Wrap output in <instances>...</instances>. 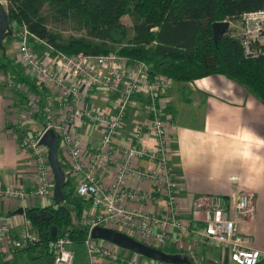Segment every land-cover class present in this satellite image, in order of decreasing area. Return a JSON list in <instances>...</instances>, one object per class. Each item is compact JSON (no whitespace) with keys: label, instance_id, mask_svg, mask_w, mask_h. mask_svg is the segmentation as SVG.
<instances>
[{"label":"built area","instance_id":"built-area-1","mask_svg":"<svg viewBox=\"0 0 264 264\" xmlns=\"http://www.w3.org/2000/svg\"><path fill=\"white\" fill-rule=\"evenodd\" d=\"M231 20L226 21L228 25ZM234 20L238 22L237 37L243 56L264 57V8L243 11ZM15 26L12 22L10 28ZM16 28L19 29L13 44L15 61L42 86L57 92L61 97L57 103L60 112L46 104L41 132L34 137L24 136L19 142L20 149L32 160L33 188L0 187V198L24 204L32 199L53 197L46 149L38 142L40 135L51 129L57 138L60 166L70 179L74 194L86 204L80 224L85 228L81 246L88 264H147L141 255L135 258L133 252H118L112 248L114 244L92 238L94 226L120 231L152 247L163 248L167 241L177 247L182 243L216 244L228 251L231 263L256 264L259 250L247 246L249 238L239 235L237 230V218L251 212L252 199L248 194L240 192L228 202L220 195H205L198 212H192L194 220L183 221L179 216L169 165V134L173 124L163 113L169 103L166 76L152 75L144 62L113 53L68 55L53 51L24 24ZM31 40L52 51L50 62L38 56ZM6 84L10 86L11 82ZM95 87L116 93L111 105H86V100L95 97ZM26 98L29 108L24 117L31 116L38 103L35 95L26 94ZM138 101H142V108L136 107ZM128 111L132 112V125L124 139H120ZM139 112L144 115L139 117ZM78 123L99 132V145L89 158L83 156L73 129ZM138 160H145L147 166L140 167ZM99 172H108L110 180L104 182ZM138 184L143 185L140 188ZM157 199L163 201L164 209L159 213L148 211L147 205ZM0 239L3 244L0 253L11 256L38 240L27 221L18 234H12L9 226L0 222ZM71 247L69 237L56 238L52 243L51 264H72Z\"/></svg>","mask_w":264,"mask_h":264},{"label":"crops","instance_id":"crops-1","mask_svg":"<svg viewBox=\"0 0 264 264\" xmlns=\"http://www.w3.org/2000/svg\"><path fill=\"white\" fill-rule=\"evenodd\" d=\"M232 35L237 36V33ZM31 45L38 48L35 51L39 57L51 61L52 51L44 44L31 40ZM27 76L30 77L27 72L26 75L22 72L15 75L5 72V67L0 69L1 188H33L32 160L20 149L19 142L24 136L34 137L41 132L46 104L60 112L57 103L61 97L57 92L42 89L43 86L32 76L31 79ZM27 80H33L34 88ZM7 81L11 82L10 86ZM34 91L37 92L34 94ZM94 93L93 99L86 100L87 106H109L116 97L115 92L101 87H95ZM166 93L169 103L163 113L173 124L169 134V165L180 218L194 220L192 212H198L205 195H220L228 202L244 192L252 199V208L250 213L237 218L238 234L247 236L246 245L259 250V258H264V105L242 85L220 74L186 82L168 79ZM26 94L37 96L38 103L32 115L24 117L29 108ZM142 104L138 101L136 107L142 108ZM138 115L142 117L144 114L139 112ZM131 117L132 112L128 111L120 139H124L130 130ZM73 129L83 156L89 158L99 145L98 130L85 123H78ZM146 164L145 160L137 161L140 167H146ZM99 176L104 182L110 180L108 172H99ZM45 199H32L21 204L0 198V222L7 224L12 234H18L26 225L23 209L40 206ZM163 209L164 203L158 199L147 205V210L153 213ZM171 236H174L173 232ZM2 245L0 239V249ZM208 246L215 248L207 249ZM162 251L179 255L188 264H191L192 256L203 264H233L228 259V251L216 244L182 243L177 247L167 241ZM21 254L11 256L1 252L0 264H22Z\"/></svg>","mask_w":264,"mask_h":264},{"label":"trees","instance_id":"trees-1","mask_svg":"<svg viewBox=\"0 0 264 264\" xmlns=\"http://www.w3.org/2000/svg\"><path fill=\"white\" fill-rule=\"evenodd\" d=\"M9 27L15 22L43 40L53 51L72 55L113 53L144 62L150 74L186 82L220 74L242 85L264 105V57L242 54L238 37L226 29L212 40L211 24L236 19L243 11L264 8V0H5ZM132 14V33L120 18ZM71 25L76 35L48 28V20ZM13 27V28H15ZM13 34V33H12ZM5 67L0 63V69ZM26 81V80H24ZM29 86L34 83L27 80ZM42 89L44 88L41 87ZM59 161V159H58ZM60 162V161H59ZM65 173L64 168L61 166ZM63 201L25 207L24 217L37 235L34 244L16 250L29 259L52 255V243L67 236L81 246L85 228L80 217L86 204L74 194L67 174ZM38 248V255L32 252ZM162 251V248L155 247ZM256 264H264L259 258Z\"/></svg>","mask_w":264,"mask_h":264},{"label":"water","instance_id":"water-1","mask_svg":"<svg viewBox=\"0 0 264 264\" xmlns=\"http://www.w3.org/2000/svg\"><path fill=\"white\" fill-rule=\"evenodd\" d=\"M228 27V22L217 21L211 24L212 40L215 43L217 39L221 37L224 31ZM12 35V29L9 27L7 22L6 10L0 2V47H2V39L4 36ZM39 144L46 149V160L49 165L52 175V194L53 199L57 202L63 201L64 194L62 186L64 183V172L60 166L57 157V138L55 133L51 129H46L39 137ZM21 212V209L18 210ZM90 236L92 238L101 239L114 244L122 249H126L130 252L141 255L147 259L154 261H160L170 264H188L184 258H181L176 254H167L163 251L145 245L141 242L134 240L120 231H116L110 228H104L94 226L91 229ZM52 256L48 255L44 258V264H51Z\"/></svg>","mask_w":264,"mask_h":264},{"label":"rangeland","instance_id":"rangeland-1","mask_svg":"<svg viewBox=\"0 0 264 264\" xmlns=\"http://www.w3.org/2000/svg\"><path fill=\"white\" fill-rule=\"evenodd\" d=\"M1 4L3 5L4 9L6 10V2L5 0H0ZM121 23L125 25V27L128 29V33L131 34L132 33V26L133 24L136 22V18L132 15V14H125L123 15L121 18ZM48 28L50 30H54L59 32L61 35L66 36V35H76L77 32L76 30L72 29L71 25L66 24L65 22H54L51 19L48 20ZM228 29H230V33L231 34H236L238 32V22L234 19L231 20L230 24L227 27ZM18 29L19 28H12V35L10 36H4L2 39V47H0V62L5 64V72H12L13 74H17L19 73H23L24 75H26V71L23 70V65L17 63L14 59H15V51H14V42L17 40V36H18ZM33 50H38V48H36V46L32 47ZM37 52V51H35ZM28 77V76H27ZM29 79H31L30 77H28ZM33 81V80H31ZM35 81V80H34ZM36 82V81H35ZM37 83V82H36ZM41 85V84H40ZM37 91H34V94ZM39 96V95H38ZM52 203L51 199H45L43 200V202L41 203V207L48 205ZM104 244H109L108 242H104ZM112 248L118 252L121 253H130V251L125 250V249H121L118 246L113 245ZM207 249L210 248H215V247H211L208 246L206 247ZM205 248V249H206ZM38 248L35 249V251L32 252L33 256H37L38 253ZM72 253H73V264H88L87 263V259H86V255L84 252V249L82 246H72L71 247ZM38 253V254H37ZM27 255L25 253H22L20 255V262L22 264H44V258L43 257H37L35 259H29L28 257H26ZM132 256L135 258H139L138 254L132 253ZM142 261L147 263V264H170V263H165V262H160V261H154L151 259H147L145 257H141ZM191 264H203L201 263L198 258H194V256H192L191 259ZM218 264V262H217Z\"/></svg>","mask_w":264,"mask_h":264}]
</instances>
